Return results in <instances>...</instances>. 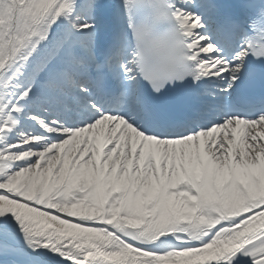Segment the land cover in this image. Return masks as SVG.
Wrapping results in <instances>:
<instances>
[{
	"label": "snow or ice",
	"instance_id": "1",
	"mask_svg": "<svg viewBox=\"0 0 264 264\" xmlns=\"http://www.w3.org/2000/svg\"><path fill=\"white\" fill-rule=\"evenodd\" d=\"M256 77L264 0H0V264H264Z\"/></svg>",
	"mask_w": 264,
	"mask_h": 264
}]
</instances>
